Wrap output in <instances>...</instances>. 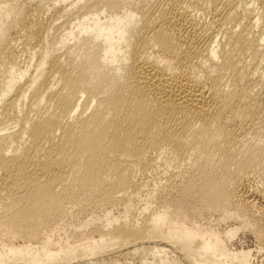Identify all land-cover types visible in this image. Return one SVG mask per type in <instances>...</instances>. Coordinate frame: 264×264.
<instances>
[{"label":"bare ground","instance_id":"6f19581e","mask_svg":"<svg viewBox=\"0 0 264 264\" xmlns=\"http://www.w3.org/2000/svg\"><path fill=\"white\" fill-rule=\"evenodd\" d=\"M136 255L264 264V0H0V264Z\"/></svg>","mask_w":264,"mask_h":264},{"label":"rangeland","instance_id":"374dc122","mask_svg":"<svg viewBox=\"0 0 264 264\" xmlns=\"http://www.w3.org/2000/svg\"><path fill=\"white\" fill-rule=\"evenodd\" d=\"M157 170H158V169H157ZM159 174H160V175H159ZM159 174H157V176L159 177V179H161L160 177L162 176V173H159ZM158 177H157V178H158ZM162 177H163V176H162ZM149 179H150L152 182L154 181L153 183L150 181L149 185H150L151 183H152V184L149 186V188H150V187L152 188V187L154 186V184H155L156 182H158V180H159V179H157V180L155 179V180H154V179H152V178H149ZM159 181H161V180H159ZM162 181H163V180H162ZM140 199H143V198L141 197ZM138 201H139L140 203L142 202V201H140L139 199H138ZM138 201H136V202H138ZM115 212H116V210H115ZM245 241H247V243H250V242H251V240L248 239V238H242V237H240L239 242L244 243ZM170 255H172V256H174V257L178 256V258L176 257L177 260H180V261L183 262V258L180 256V254H179L178 252H174V251H173L172 253H170ZM175 255H176V256H175ZM180 258H181V259H180ZM134 259H135V260H134ZM134 259H130V260H129V259H126V260H125V259H123V258H120L119 262H120V263H123L124 261H133L134 264H140L141 259H140V256H139V255H136V256L134 257ZM258 259H259V260H258ZM261 259H263V258H261ZM261 259H260V258H257V260L255 259L253 263H254V264H259V263H260V264H263V261H261ZM122 260H124V261H122ZM134 261H135V262H134ZM149 261H150V260H149ZM258 262H259V263H258Z\"/></svg>","mask_w":264,"mask_h":264}]
</instances>
